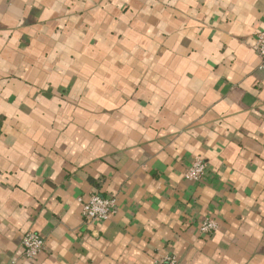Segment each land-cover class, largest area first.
<instances>
[{"label":"crops","instance_id":"crops-1","mask_svg":"<svg viewBox=\"0 0 264 264\" xmlns=\"http://www.w3.org/2000/svg\"><path fill=\"white\" fill-rule=\"evenodd\" d=\"M263 21L264 0H0V264H264ZM92 192L110 219L84 222Z\"/></svg>","mask_w":264,"mask_h":264},{"label":"built area","instance_id":"built-area-1","mask_svg":"<svg viewBox=\"0 0 264 264\" xmlns=\"http://www.w3.org/2000/svg\"><path fill=\"white\" fill-rule=\"evenodd\" d=\"M250 47L258 55L261 64H264V21L259 29L254 31ZM206 163L197 157L185 168L183 176L193 182L200 181L206 173ZM81 205V214L86 223H99L112 217L117 211L114 197H105L98 192L90 193L86 199H78ZM218 227L215 219L207 217L201 220L197 229L203 235L214 233ZM45 250V240L32 230H27L21 238V257L26 260H33ZM15 261H12L13 264ZM152 264H179L173 254H166L157 258Z\"/></svg>","mask_w":264,"mask_h":264}]
</instances>
